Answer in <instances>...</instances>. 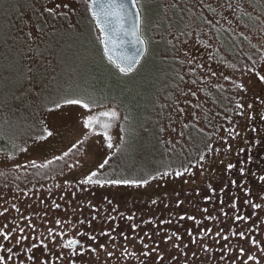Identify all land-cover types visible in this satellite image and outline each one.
<instances>
[{"label": "rangeland", "instance_id": "374dc122", "mask_svg": "<svg viewBox=\"0 0 264 264\" xmlns=\"http://www.w3.org/2000/svg\"><path fill=\"white\" fill-rule=\"evenodd\" d=\"M90 2L0 8V233L11 234L0 235V255L6 264H240L242 247L247 264L251 254L264 264V10L254 0H150L141 29L151 54L124 76L104 56ZM163 36L167 44L155 42ZM157 53L173 64L162 83ZM117 81L153 86L125 98L128 118L112 100ZM139 120L149 122L130 129ZM93 171L149 183L81 185ZM69 239L80 243L63 247Z\"/></svg>", "mask_w": 264, "mask_h": 264}, {"label": "snow or ice", "instance_id": "6c2138e0", "mask_svg": "<svg viewBox=\"0 0 264 264\" xmlns=\"http://www.w3.org/2000/svg\"><path fill=\"white\" fill-rule=\"evenodd\" d=\"M5 6H10V0H0V8H4ZM150 6V0H130L129 4H122V3H110L105 5L102 0L99 4H97V0H93V8L99 7L100 9V13H103L105 15H116V16H121L122 14H127L129 12V10L131 9L132 13L136 16V18L142 23L143 22V18H144V10H146L148 7ZM228 7H231V5H227ZM61 7L60 4H56L54 7H48L45 9V11L49 14V15H56V10L59 9ZM63 7L67 8L68 5L64 4ZM60 15H64V13H60ZM92 16L93 17H97V22L98 21V13L96 11L92 12ZM209 24H211V21H208ZM103 30V29H102ZM104 50L105 52H107V44H104ZM128 59V58H126ZM108 61L110 64L114 65L115 69L117 70L118 73L123 74L124 76H128L129 74L133 73L135 71L134 65L138 63L137 60L135 59H130V62L126 63V64H120L117 63L116 61H113L112 58L109 56L108 57ZM259 79L261 81H264V75H261L259 77ZM240 87H243V85H240ZM65 103L67 104H71V105H81L83 108L85 109H90V104L84 102L82 99H67L65 101ZM60 105H57V107H59ZM240 107H243V105H240ZM249 107H251V105H249ZM242 114V113H241ZM103 115L107 116L109 115V113H103ZM111 115L113 117H115L117 115V113L113 110L111 112ZM91 117H89L86 121H85V127H91ZM77 145H73V148H76ZM109 148L112 147L111 144L108 145ZM24 151H27V149H24ZM68 153L65 152L63 154V156L61 157H56L57 160L63 159L64 156H67ZM201 160L204 159L203 156L200 157ZM107 160H105V162L103 164H101L99 167L100 169H103L105 167V164H107ZM52 161L49 160L48 164H51ZM78 163V162H77ZM31 167H46V165L41 164V165H37L35 161L30 162ZM17 167H21L20 165H18ZM69 167H75V165H70ZM228 169H233L236 166L233 164H228L227 165ZM189 169H184L185 172H187ZM240 173L243 174L244 169L241 168L239 169ZM162 175L167 176L169 175V173L165 172ZM176 176H182L183 173L177 171L175 173ZM99 176V172L98 171H93L90 174H88L83 180L80 181L81 185H98V186H113V185H135V186H146L149 183V180L147 179H98L96 177ZM151 179H156V177H152ZM261 180H264V176L261 177ZM233 184L236 183V181H232ZM109 203H111L109 201ZM153 203H156L155 201H153ZM178 203H182V201L178 202ZM57 207H59V205H57ZM233 207H235V205H233ZM253 207L255 208H260L261 205L260 204H254ZM206 211V209H205ZM185 217H181V219H184ZM188 219H192L195 220V217H187ZM129 219H133V217H129ZM235 219L237 220H242L244 219L243 217L237 215L235 217ZM57 223H60V221H57ZM135 227V226H134ZM21 231H23V229H21ZM210 231V229L208 230ZM0 235L3 236L4 240H9L11 234L10 233H0ZM63 235V234H61ZM217 236H220L221 233L217 232L216 233ZM233 236L237 235L236 232L232 233ZM240 238H245V233L243 231L238 233ZM225 241H227L229 239L228 236H223L222 237ZM92 240H95V237H91ZM168 239H172V237H168ZM17 243H19V241H17ZM80 243L79 240L77 239H69L66 241V243L63 245V247L68 248V249H73L74 245H78ZM251 244L255 245L257 247H259V243L258 241H256L255 239H251ZM36 247V245H33V248ZM46 247V246H45ZM101 248H103V245H100ZM145 247H147V245H145ZM176 247H179L178 245H176ZM4 246L2 244H0V249H3ZM92 252H95L96 249L95 248H91L90 249ZM7 253H9L10 255H8L7 259L11 260L13 258V250L11 247L6 249ZM29 252L32 251V249H28ZM205 251H207V247L205 246ZM239 257L238 259L240 260V264H247V262L245 260H243V256L245 255V249L244 248H239ZM260 251L264 252V248H260ZM73 254L75 255L76 253L73 251ZM109 256H112L113 253L109 252L108 253ZM144 255H148V253H144ZM193 256H195V253H193ZM29 259H32V257L30 256ZM162 259V257H161ZM247 261H252L254 262V264H259L258 262V258L256 257V255L251 254V255H247ZM0 264H6L5 261V257L0 255ZM46 264V262H45Z\"/></svg>", "mask_w": 264, "mask_h": 264}, {"label": "water", "instance_id": "95a60500", "mask_svg": "<svg viewBox=\"0 0 264 264\" xmlns=\"http://www.w3.org/2000/svg\"><path fill=\"white\" fill-rule=\"evenodd\" d=\"M100 2L101 0H97V4ZM102 2L105 5L113 2L129 4L130 0H102ZM90 11L91 14L93 11L98 13L99 22H97V17L94 18L101 33L105 57L108 59L110 56L113 61L122 65L130 62V59H135L138 61L134 65V68H136L146 56L148 46L142 34L141 22L132 13L131 9L127 14L121 16L105 15L100 13L99 7L93 8V0H91ZM105 43L107 44V52L104 50Z\"/></svg>", "mask_w": 264, "mask_h": 264}, {"label": "trees", "instance_id": "16d2710c", "mask_svg": "<svg viewBox=\"0 0 264 264\" xmlns=\"http://www.w3.org/2000/svg\"><path fill=\"white\" fill-rule=\"evenodd\" d=\"M255 2H257L260 7L264 10V0H254ZM179 21L181 22L180 18H178ZM182 23V22H181ZM180 23V24H181ZM165 25H168L167 23ZM179 25V24H178ZM165 27V26H164ZM163 27V28H164ZM165 36L162 37V39H159L157 41H155L156 43L158 44H167V42L165 41ZM228 42H231V41H228ZM232 45V43L229 44V46ZM166 47V46H165ZM149 53V52H147ZM151 54V53H149ZM105 56V55H104ZM148 57V55H147ZM145 56V58L143 59L142 63H139L138 67L135 68V71L129 75H132V74H135L137 73L138 70L142 69V66L147 64L148 62V58ZM158 57V58H157ZM106 58V57H105ZM156 58L159 60V62L156 64L157 66V69H163L162 71H165L163 73V76H162V79L160 81V83L164 82V77L167 75V73L171 72V69L173 67V64H172V61L169 60L168 58H164V57H161L159 53L156 54ZM107 59V58H106ZM108 61V59H107ZM109 62V61H108ZM114 66V65H113ZM141 67V68H140ZM115 68V67H114ZM169 69V70H168ZM168 76V75H167ZM133 80V79H132ZM140 82H143V81H140ZM133 83V84H132ZM159 83V84H160ZM130 84H132L130 87L128 85H125V83H122V82H114L112 84V100L118 102L124 112H125V118H128L130 115H131V110L130 108L127 106L126 104V100L125 98H128V97H132V96H143V94H145L146 91L150 90L151 88H153V86H148L146 85L145 83H141L139 86H134V82L132 81ZM159 84H155L154 88L157 89V87L159 86ZM155 89V90H156ZM154 91V90H153ZM152 91V92H153ZM158 92V90H157ZM128 102V101H127ZM157 102V100H154V103ZM157 108V107H156ZM134 113H138L140 111V109H133ZM153 113V112H152ZM151 113V114H152ZM137 115V114H136ZM148 119L150 120L149 116H148ZM149 121H146V120H139L137 121V123H135L136 125H134L133 127H130V129H134L138 132V130H142L143 126L148 123ZM263 152L260 151V155H262ZM253 160H255V158H253ZM252 160V161H253ZM163 163H166V162H162ZM160 162L158 165H161V167H163ZM165 165V164H164ZM144 166L141 167V169H139L138 171L139 172H145ZM140 174V173H139Z\"/></svg>", "mask_w": 264, "mask_h": 264}]
</instances>
